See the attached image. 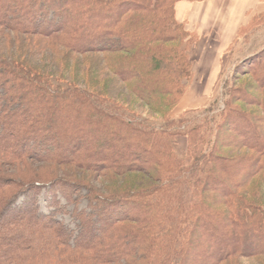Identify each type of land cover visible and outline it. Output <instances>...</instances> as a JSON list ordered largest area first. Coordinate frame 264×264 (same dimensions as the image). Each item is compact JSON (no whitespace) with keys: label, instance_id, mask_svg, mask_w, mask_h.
Here are the masks:
<instances>
[{"label":"trees","instance_id":"obj_1","mask_svg":"<svg viewBox=\"0 0 264 264\" xmlns=\"http://www.w3.org/2000/svg\"><path fill=\"white\" fill-rule=\"evenodd\" d=\"M179 1L0 0V28L52 61L30 62L35 54L24 48L21 60L0 55V173L72 165L106 184L0 177V264H264V101H255L260 113L246 112L254 101L237 91L241 105L211 139L204 124L180 132L184 118H167L192 75ZM256 56L236 60L235 70L259 66ZM254 81L264 89V75ZM118 84L164 115V126L121 109ZM177 137L187 142L181 154ZM43 188L59 189L67 204L86 191L88 210L71 212L75 231L38 211Z\"/></svg>","mask_w":264,"mask_h":264},{"label":"rangeland","instance_id":"obj_2","mask_svg":"<svg viewBox=\"0 0 264 264\" xmlns=\"http://www.w3.org/2000/svg\"><path fill=\"white\" fill-rule=\"evenodd\" d=\"M254 20L253 22L248 25L242 33L239 35V39L241 42V49L239 51V54L236 56L235 61L239 60L240 58L245 57L246 55H254L257 58H260L258 63L259 66H248L246 65L243 69H241V66L243 64H240L238 67L241 70L236 71L235 61L231 67V69L227 70V73L225 74L226 79L224 80V84L219 85L217 88H214V95L213 99L205 108H201L194 111H186L184 113H181L178 115L176 111H172L171 114L167 115V118L169 117L178 120V118H184L183 122H186L179 127L180 132L186 131V129L192 127V126H202L203 124V134L207 135L209 139H211V135L213 132V126L217 122L219 123L222 121L223 117L225 116L226 112L235 109V107H238L241 105V103L232 101V98H236L238 96L237 91H240L242 95L250 96L251 99H253L254 102H250L253 105H244L242 106V110L246 112H251L253 114L260 113L261 109L259 108V105L256 104V100L258 101H264V89L260 88L257 83L254 81L256 80V77L260 75H264V69L261 65L264 62V13L258 14L254 17H252ZM176 21V20H175ZM191 38L184 39L183 47L186 48V50L189 49V61L191 63V59L193 58V55L191 53L192 47L197 43L195 35L188 31ZM24 37H21L14 33L5 32V30L0 28V55H5L9 58H17L22 59L25 52L24 49H27L28 51H35V49H32L34 46H30L31 50L28 48V43H21L20 40H23ZM25 40V39H24ZM21 43V44H20ZM34 57L27 56V58L30 60V62L33 61V63L38 65H44L46 63L52 62L51 56L46 54H41L38 51H35ZM258 53V54H257ZM260 53V54H259ZM38 54V55H37ZM260 55V56H259ZM254 59H257V58ZM54 64V63H53ZM49 65V64H47ZM55 65V64H54ZM52 65L53 67H55ZM64 65H60L57 67V69H60V72H62L61 75L64 77H67L71 79L70 75H66L67 72H65ZM55 69V68H54ZM259 69V72L257 71ZM263 69V70H262ZM64 71V72H63ZM191 71V70H190ZM192 76V75H191ZM59 80H56V82L60 85H66L70 83L65 82H58ZM184 81L183 83H185ZM187 89V87H186ZM186 91V90H185ZM184 91V93H185ZM112 98L115 101V103L120 106L121 109H124L127 112H130L131 118H134L136 121L146 122L151 127H154L156 129H160L162 126H164V120L166 117L162 114H155L151 112L141 101L137 100L134 96H132L124 87V85L118 84V87L113 91ZM239 109V108H238ZM236 110V109H235ZM171 116V117H170ZM207 122V123H205ZM234 127H241L245 126V123L241 122H234ZM247 126V125H246ZM248 129L247 126V131ZM202 131V130H201ZM205 140V139H204ZM204 145L207 144V141H204ZM176 148L179 154H181L187 147L186 139L183 137H177L176 141ZM200 144L199 152L204 149V146ZM207 146V145H206ZM198 152V153H199ZM101 173L95 171V172H89V171H83L82 169H79L72 165H51L46 163H28L24 168L18 167H5L2 168V172L0 173V177L4 178L5 181H13L17 179H26V178H35V177H43L44 179H51V178H59L63 182L64 181H70V182H89L91 185L95 186V188L102 189L103 186H105V182L102 179L103 177ZM264 174V173H263ZM50 191V192H49ZM37 208L38 211L45 216L50 215L51 212L54 213L53 219L61 226L67 228L69 231L76 230L77 227V221L73 216H71V212L77 208L79 210H85L87 211V199L85 197L86 191H82L79 193H76L72 196V200L75 202H71L67 204L64 198L61 197L59 194V189L54 188L52 190H49V188H43L39 191H37ZM261 193V192H260ZM261 194H264V190ZM24 200L23 196H20L15 201V205H19ZM58 202L59 203V209H55L54 207L50 206L51 202ZM62 208V209H61ZM57 210V211H55ZM242 264H256L253 263V261L248 260H242Z\"/></svg>","mask_w":264,"mask_h":264},{"label":"crops","instance_id":"obj_3","mask_svg":"<svg viewBox=\"0 0 264 264\" xmlns=\"http://www.w3.org/2000/svg\"><path fill=\"white\" fill-rule=\"evenodd\" d=\"M264 13V0L179 1L175 20L195 35L192 76L177 107L178 115L210 105L214 88L224 84L241 49L238 32Z\"/></svg>","mask_w":264,"mask_h":264}]
</instances>
